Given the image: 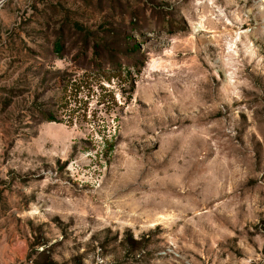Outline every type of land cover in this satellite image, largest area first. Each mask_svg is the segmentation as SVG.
<instances>
[{
    "label": "rangeland",
    "instance_id": "1",
    "mask_svg": "<svg viewBox=\"0 0 264 264\" xmlns=\"http://www.w3.org/2000/svg\"><path fill=\"white\" fill-rule=\"evenodd\" d=\"M0 264H264V0H0Z\"/></svg>",
    "mask_w": 264,
    "mask_h": 264
}]
</instances>
